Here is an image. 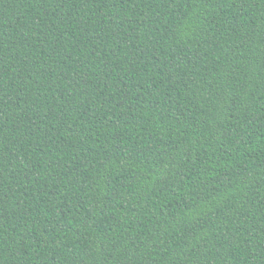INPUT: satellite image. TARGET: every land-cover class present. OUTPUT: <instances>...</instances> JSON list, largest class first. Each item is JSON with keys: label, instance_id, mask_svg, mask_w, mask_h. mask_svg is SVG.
Instances as JSON below:
<instances>
[{"label": "trees", "instance_id": "obj_1", "mask_svg": "<svg viewBox=\"0 0 264 264\" xmlns=\"http://www.w3.org/2000/svg\"><path fill=\"white\" fill-rule=\"evenodd\" d=\"M0 264H264V0H0Z\"/></svg>", "mask_w": 264, "mask_h": 264}]
</instances>
